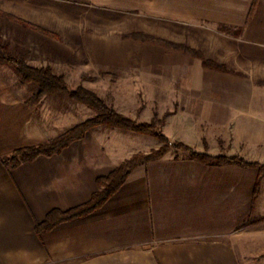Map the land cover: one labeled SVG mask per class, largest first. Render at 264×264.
<instances>
[{"label":"crops","instance_id":"obj_1","mask_svg":"<svg viewBox=\"0 0 264 264\" xmlns=\"http://www.w3.org/2000/svg\"><path fill=\"white\" fill-rule=\"evenodd\" d=\"M11 1L0 0V10L37 25H56L64 9L86 7L121 23V34L147 32L178 44L204 37L207 28H234L241 34L228 37L229 56L218 59L253 76L255 52L264 76V32L253 35L264 27L253 20L256 0ZM183 69L182 87L198 96L171 102L164 134L198 153L264 165V83L261 99H254L252 79L215 72L199 60L191 73ZM172 71L154 73L165 78L162 87H173ZM13 74L0 67V264H264V171L206 164L175 149L136 167L96 210L38 234L36 224L49 212L87 204L101 190L99 177L161 142L100 126L51 156L7 165L16 149L47 144L78 123L76 102L33 99L35 91L15 87Z\"/></svg>","mask_w":264,"mask_h":264},{"label":"rangeland","instance_id":"obj_2","mask_svg":"<svg viewBox=\"0 0 264 264\" xmlns=\"http://www.w3.org/2000/svg\"><path fill=\"white\" fill-rule=\"evenodd\" d=\"M11 3L19 4L18 0H12ZM255 11L256 14H254ZM253 14V20L257 19L264 23V0L255 1ZM20 20L31 23L13 13L0 10V39L8 46L12 56L21 58L34 67L51 68L54 74L64 77L71 90L84 88L101 98L109 107L136 123H156L161 132H163L161 129L162 117L166 116V110L172 109L169 107L172 101L196 99L198 96V92L191 88L182 87L181 73L187 66L191 73L194 70V62L199 60L203 63V61L189 53L175 50L180 45H186L199 51L206 60L227 69V71L221 72L237 75V77L248 79V81L252 79L253 97L261 99L264 76H262V65L257 60L255 52L253 60L249 62L255 72L253 76H246L242 72L231 70L228 63L223 64L218 59L221 56H229L228 49L231 48V45L228 37L234 38L241 34V31L234 28H207L205 36L202 38L197 34L190 36V43L163 45L160 40L165 39L147 32L121 34V23L101 19V16L93 15L86 7H78L74 11L64 9L61 17L56 20V25L50 23L41 26L31 23L35 25L33 27ZM255 30L257 31H253V35L256 36L261 31L264 32V27ZM225 39L227 41L223 42ZM223 45L227 49L226 51L222 48ZM251 46L253 51L258 52L255 49L260 45L253 44ZM6 66L14 69L15 87H30V93L35 91L32 98L36 99L38 85L33 82H24L21 74L12 65L7 64ZM166 68H173V87H162L165 85V78L154 74L160 73ZM19 77L20 84H18ZM231 77L232 82L227 80L228 83H233L234 77ZM191 79L190 75L188 80L191 82ZM49 96L77 103L78 123L72 128L98 115L97 110L73 99L68 93L45 94L40 99ZM165 102H170L167 104V108L166 104H163ZM150 116H152L150 121L143 120ZM100 126L114 127L101 124L90 130H95ZM140 134L145 135L146 133ZM146 135L156 137L153 134ZM156 138L161 142L159 147L161 149L165 144L158 137ZM171 149L177 150L173 146L169 150ZM151 151H141L136 154H147Z\"/></svg>","mask_w":264,"mask_h":264},{"label":"trees","instance_id":"obj_3","mask_svg":"<svg viewBox=\"0 0 264 264\" xmlns=\"http://www.w3.org/2000/svg\"><path fill=\"white\" fill-rule=\"evenodd\" d=\"M22 21V20H20ZM29 26L35 25L22 21ZM163 45H170L172 42L160 40ZM175 50H181L193 56L199 57L203 61L206 68H212L218 71H227L224 66L208 61L204 56L195 49L186 45H180ZM12 65L22 76L24 82H33L38 85V91L35 94L36 99H40L45 94L54 93H68L73 99L80 101L98 111V115L88 121L79 124L70 129L62 136L52 140L51 142L37 147H23L16 149L7 158L5 163L7 165L18 166L22 162L32 161L40 155L51 156L57 153L64 147L69 146L72 142L79 140L93 127L107 124L114 127H119L125 130L153 134L158 137L164 146L159 150H153L150 153H138L130 159L123 162L118 168L113 170L106 176L99 177L97 182L101 186L99 190L87 204L72 208L67 211L58 209L52 210L48 213L44 221L36 224V231L42 234L52 230L61 222L78 219L104 204L125 182L129 174L139 165L151 160L158 159L164 156L171 146L177 150L187 152L193 159L201 161L206 164H235L244 168H258L264 171V165L257 162H249L242 157H226V156H211L204 153L196 152L191 146L182 142H172L163 132L159 131L156 123H136L129 117L118 113L113 108L109 107L101 98L94 93L84 89L78 88L71 90L66 83L63 76L53 73L51 68H38L29 65L25 60L12 56L8 50V46L0 39V66ZM259 186L255 188V195L258 192ZM262 218L248 221L247 225L255 224L261 221Z\"/></svg>","mask_w":264,"mask_h":264}]
</instances>
